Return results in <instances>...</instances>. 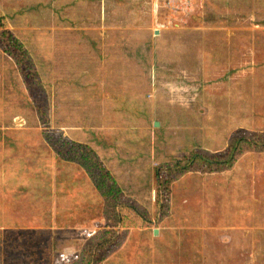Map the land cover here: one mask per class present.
<instances>
[{"label":"rangeland","instance_id":"obj_1","mask_svg":"<svg viewBox=\"0 0 264 264\" xmlns=\"http://www.w3.org/2000/svg\"><path fill=\"white\" fill-rule=\"evenodd\" d=\"M75 1L0 0L6 29L25 43L38 69L26 84L25 73L0 48V264L75 262L112 228L104 191L118 190L150 213L152 224L123 225L113 250L97 264H264V151L243 147L231 168L169 172V213L156 208L159 174L145 170L172 165L194 149L225 151L233 136L264 129V0H194V8L192 0H119L125 8L114 4L108 24L85 9L77 19ZM181 3L192 15L180 16L189 13ZM211 10L223 13L215 17ZM98 20L106 39L101 57L114 46L132 52L113 37L120 28L131 36L142 31L133 58L149 57L133 83L126 79L131 57H117L108 75H122L124 94L104 100L97 90L85 96L95 83L104 84L96 48L81 40V30H95ZM63 27H71L74 41L61 43L64 60L51 65L53 46L60 44L52 36ZM81 61L90 73H82ZM61 78L70 82L67 88ZM115 132L139 138L132 164L143 170L140 178L132 167L133 175L123 171L127 185L117 173L122 155L136 151ZM146 142L153 143L152 155ZM86 152L119 165L103 176L78 157ZM137 178L140 192L132 189L140 185Z\"/></svg>","mask_w":264,"mask_h":264},{"label":"trees","instance_id":"obj_2","mask_svg":"<svg viewBox=\"0 0 264 264\" xmlns=\"http://www.w3.org/2000/svg\"><path fill=\"white\" fill-rule=\"evenodd\" d=\"M0 48L15 61L20 74H22V72L25 73L23 77H25L26 84H30L31 78H28V73L32 72L34 77L37 74L38 69L32 65V58L25 43L20 38L16 37L12 30L6 29L5 17L2 14H0ZM38 82L39 81L37 80V83ZM57 82L59 81L57 80ZM98 118L99 117H97V119ZM242 133H247L248 135L233 136L225 151L216 154H204L203 152L194 149L185 156L176 158L172 160V162L170 161L172 165L163 166L161 163H158L155 166L152 164L149 169L145 168L147 174H151V172H155V176L157 173L159 174L158 178L160 179V184L158 189H156L158 193L156 199V208L158 209V212L163 211L169 213L167 205L164 204V201H169L170 197L169 186L172 179L166 177L169 172L180 171V173H182L190 169L206 172L231 168L236 161L237 153L243 152V147H249L251 150L256 151H264V129ZM58 137L63 138V143L66 142V137H64V135H59L56 139ZM58 153L63 155L66 154ZM78 157L83 161L84 165L88 167L95 166L101 168L100 170L103 171V176L111 175L110 171H107V168L109 167L108 164L105 163L103 159L101 160L95 153H93V155H90L87 152L86 154L80 153ZM132 161L136 162V158L133 157ZM121 162L123 166L119 168L120 172L118 171L117 173L121 181H124V177L121 176L123 171L125 174H131V169H129V167H132L133 174H138L137 177L140 178V170L143 169H138L137 167L127 164L123 158H121ZM170 162L167 164H171ZM136 169H138L137 172L135 171ZM137 180L140 185H135L132 189L135 190V192H140L141 190H139V187L142 184V180H139L138 178ZM123 183L127 185L125 181ZM116 189L117 187L115 186V190ZM104 194V198H106L104 214L112 228L107 230L105 235L98 236L94 242L91 241L89 245L82 250L80 257L70 264H97L113 250L121 236V227H123V225L149 226L152 224V216L150 213H143L140 208L132 203V201H127V195L120 193V190H118L116 195H111L108 191H104ZM125 220L127 221L125 222ZM118 226H120V228Z\"/></svg>","mask_w":264,"mask_h":264},{"label":"crops","instance_id":"obj_3","mask_svg":"<svg viewBox=\"0 0 264 264\" xmlns=\"http://www.w3.org/2000/svg\"><path fill=\"white\" fill-rule=\"evenodd\" d=\"M118 1L119 0H78V1H75V3L73 4V8L74 9V14H78L79 16L77 17V19H82L83 15H82V11L83 9L87 10V12L91 15V16H94L95 17H99L101 18L102 20H105V17L108 16L107 14L110 13L111 11V8L114 4L118 5L120 8H125V6L123 4H118ZM134 1V0H132ZM131 0H127V2L129 4L132 3ZM158 1V0H157ZM170 1V0H168ZM198 1V0H197ZM197 1H194L192 0V4H193V8L195 7ZM166 4H171L173 7H174V4L175 3H171V2H167L165 1ZM108 4V5H107ZM187 4V7L184 6L183 3H181V5H179V8L182 9L184 8V11L187 10L189 13L186 12V14L183 12L180 16L181 17H185V16H188V15H192L191 12H192V9L190 7V5L188 3ZM132 6L128 5V8H131ZM154 7H155V3H154ZM206 10V9H204ZM219 12L222 14L223 12L219 10ZM219 12L218 11H215V10H211V14L214 15L215 17H219ZM121 13H117L116 15H120ZM206 12L204 11L203 15H205ZM174 15H179V14H174ZM197 15H201L202 16V13L198 12ZM210 16L212 18H214L213 16ZM209 17V18H210ZM184 20H186V18H183ZM191 19V18H190ZM67 20V19H66ZM189 20V19H188ZM187 20V21H188ZM191 22V20H190ZM79 23V22H76V24ZM105 24H108L107 23V20L104 21ZM101 24V21L98 20L97 24H93V28L95 30H90V29H86V30H81V32H83L86 37L83 38L81 36V40L82 42L84 43V41L86 40L87 42H92L93 46L96 48L97 52H98V59L100 62L98 63L100 65V68L98 69L97 71V74L98 76L103 79L104 81V84L101 86V84L98 82V83H95V86H94V89L93 90H89L87 93H85V96L87 95L88 98H90L91 96H95V91L97 93V96L96 98H100L101 100H104V98L106 97H109V96H112V98H116V97H120L121 94H124L120 88L122 87V83H121V79H122V75L119 74L118 76L116 77H110L108 75L109 71L111 70V66L112 64L115 63L117 57H121V56H124L125 54H128L124 51H120L117 48V46H114V49L112 51H107V53L103 56L104 57H101V53H102V47L103 46H106V39L101 35L102 33L100 32V30L96 27L97 25ZM154 26V25H153ZM71 27H66V28H61L60 30L57 31V34L56 35H53V40L54 42L56 41H60V44L58 45H54L53 46V57L50 58V63L51 65L53 64L54 65V61H62L63 62V53L60 51H58V47H60L61 43H66V42H73L74 41V36L71 35V33H69ZM124 28H120V30H115L113 32V37L120 40L123 43H126V45H122L120 47H122L124 49V47L128 46L131 48L132 52L129 51V54H128V57H131L130 59V62L133 64V66H130V69L127 70L128 72V76L126 77V79H132V82L133 83L134 81L138 80L139 77V73H136L137 72V69L140 68V66L142 67V65L144 66L145 63L147 62L148 60V55H145L143 58L141 59H138L136 56H135V59L133 58L134 55L136 53H138V43H141V41H137V34L140 35L141 32L139 33V29H134V32L132 33V36H131V32L132 30H123ZM80 32V31H79ZM155 39V37H159L160 35H152ZM117 41V40H116ZM129 44V45H128ZM119 47V46H118ZM68 48V47H67ZM106 50V48H105ZM59 52V53H57ZM85 53V50H83V52L80 53L83 54ZM57 54V55H56ZM56 56V59L54 60V57ZM142 56V55H140ZM102 60V61H101ZM184 60H186V58H184ZM103 62V63H102ZM69 65L71 63H68ZM82 66H84V61H81L80 63ZM119 71L122 70L121 67L124 66V62H119ZM56 66V70L58 73H61L62 75V71H61V68H59V65L55 64ZM75 66V65H74ZM78 67V65H76ZM81 68V67H80ZM80 68H76V70H80ZM143 68V67H142ZM153 67H151L152 69ZM144 69V68H143ZM101 70H102V74H101ZM90 73L89 72V69H86L85 66L82 67V73L86 74V72ZM162 71V70H161ZM164 69H163V73H164ZM75 77V76H73ZM72 77V78H73ZM82 77V76H81ZM51 78H54V76H52ZM83 78V77H82ZM61 80H65L64 78H61ZM52 81L54 83L57 82V79H52ZM137 82V81H136ZM147 80L145 79L144 80V84H146ZM70 84L69 81L65 80L64 84H61L63 85V87L67 88L68 85ZM107 89H110L112 90L111 93H108L106 90ZM121 93V94H120ZM150 94V93H148ZM108 95V96H107ZM108 99V98H107ZM99 119V118H98ZM98 119H95V120H98ZM135 129V128H134ZM115 135L116 137L120 140V141H124L126 144H128L130 147L128 148V150L132 153V151H136V149H134V147L132 145H136L138 142H139V138L138 137H134L132 136L131 134L129 136H123L121 134H119L118 132H115ZM110 136H107L106 138H109ZM135 138V139H134ZM114 139V138H112ZM152 139V138H151ZM150 139V140H151ZM146 145V151H147V154L150 153L151 155L153 154L154 152V149H153V143H151V145L148 144V142L145 143ZM138 151V149H137ZM136 151V153H132V154H129L127 155L126 154H123L122 155V158L126 161L127 164L133 166L132 164V159H133V156H135L138 152ZM114 160H118L120 161V159L118 158H115ZM108 166H112L113 168H117L116 166H118V162H115L113 161V164H110V163H107ZM10 234H15L13 231H9L8 232V235ZM3 236H5V234H3Z\"/></svg>","mask_w":264,"mask_h":264},{"label":"water","instance_id":"obj_4","mask_svg":"<svg viewBox=\"0 0 264 264\" xmlns=\"http://www.w3.org/2000/svg\"><path fill=\"white\" fill-rule=\"evenodd\" d=\"M156 125H158V122H156ZM155 232H157V230H155Z\"/></svg>","mask_w":264,"mask_h":264}]
</instances>
